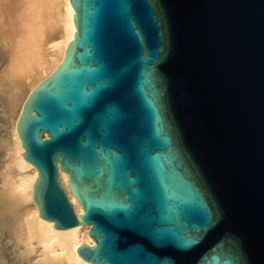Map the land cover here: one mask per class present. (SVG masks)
Instances as JSON below:
<instances>
[{"label": "water", "instance_id": "water-1", "mask_svg": "<svg viewBox=\"0 0 264 264\" xmlns=\"http://www.w3.org/2000/svg\"><path fill=\"white\" fill-rule=\"evenodd\" d=\"M70 3L16 128L40 217L91 264H264V0Z\"/></svg>", "mask_w": 264, "mask_h": 264}, {"label": "bare ground", "instance_id": "bare-ground-1", "mask_svg": "<svg viewBox=\"0 0 264 264\" xmlns=\"http://www.w3.org/2000/svg\"><path fill=\"white\" fill-rule=\"evenodd\" d=\"M74 14L70 0H0V87L9 92L4 104L9 132L0 143L6 155L0 174V264L16 255L27 264H91L77 254L83 244L95 246L90 226L58 230L40 217L33 199L38 171L23 158L16 129L24 102L59 67L73 42ZM59 178L79 218L83 209L70 193L68 176L59 170Z\"/></svg>", "mask_w": 264, "mask_h": 264}, {"label": "rangeland", "instance_id": "rangeland-1", "mask_svg": "<svg viewBox=\"0 0 264 264\" xmlns=\"http://www.w3.org/2000/svg\"><path fill=\"white\" fill-rule=\"evenodd\" d=\"M8 98H9V92L4 91L3 88L0 87V143L2 140L7 139V135L9 132V127H8L9 122L7 120V117L4 114V110H5L4 104ZM3 156L6 157L5 150L3 148H1V146H0V174L4 170L3 166L5 165L4 159H3L5 157H3ZM8 261H7V263H9V264H27V260H23L22 258L18 257L17 255H16V257L13 256V259L11 262H8Z\"/></svg>", "mask_w": 264, "mask_h": 264}]
</instances>
